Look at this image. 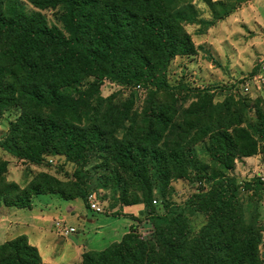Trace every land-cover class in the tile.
<instances>
[{
  "label": "trees",
  "instance_id": "16d2710c",
  "mask_svg": "<svg viewBox=\"0 0 264 264\" xmlns=\"http://www.w3.org/2000/svg\"><path fill=\"white\" fill-rule=\"evenodd\" d=\"M25 1L32 11L0 0V124L15 111L5 141L17 157H56L73 171H39L21 185L0 156V207L105 190L115 206L143 204L153 229L145 237L133 225L105 249L85 250L81 264H264L262 182L232 172L243 158L264 161V94L228 89L217 99L216 87L172 72L177 58L198 53L188 26L208 18L197 1L218 20L231 1ZM107 84L118 89L104 96ZM179 180L195 185L183 202ZM0 264L47 263L21 234L0 243Z\"/></svg>",
  "mask_w": 264,
  "mask_h": 264
},
{
  "label": "rangeland",
  "instance_id": "374dc122",
  "mask_svg": "<svg viewBox=\"0 0 264 264\" xmlns=\"http://www.w3.org/2000/svg\"><path fill=\"white\" fill-rule=\"evenodd\" d=\"M22 1L28 10L34 9L28 2ZM230 1L233 5L231 13L220 20L214 19L207 6L197 1L203 16L208 18L207 21L202 22V25L188 26L194 42L199 47L198 53L189 58H177L172 67V72H176L173 78H184L195 87H216L217 99H222L224 95L220 94H226L228 89L243 95V84L246 79L251 78V75L256 74L257 65L261 64L264 57V35L262 34L264 29L262 30L261 25L257 23L259 17L264 18V0ZM44 13L52 21L54 20L52 10L44 11ZM203 25H207L206 31ZM90 80L92 79H85L82 85L86 86ZM251 87L252 91L246 96L256 98L262 92V87H257L255 82L251 83ZM221 88L224 90L221 91ZM117 89V86L107 84L103 87L102 93L108 96ZM142 95H140L141 99ZM15 115V111L7 113L0 124V156L9 161L8 178L25 185L39 171H48L60 178L70 175L73 167L63 165L59 158L53 157V163L35 165L17 157L5 141L9 120L14 119ZM232 172L240 182L259 179L264 188L262 159L253 163L238 161ZM174 187L175 200L183 202L194 190L195 185L189 181L179 180L174 182ZM96 193L102 211L91 209L88 199L86 201L79 197L66 200L52 193L35 196L32 209L1 206L0 218L8 215L9 220L0 226V243L5 241L4 237L9 240L18 235L27 234L31 238V243L39 248L45 262L70 264L71 261L67 260H70L74 254L72 244H81L83 240L96 235L97 230L108 231L112 226H116L123 231V228L127 226L126 218L113 216L118 213L113 211L115 205L110 193L105 190H97ZM260 212L264 221V192L260 193ZM60 219L64 221L67 228L73 226L76 229L64 238L60 237L63 238V245L56 242L59 238L56 221ZM145 219L146 216L141 214L138 222L140 233L146 237L150 235L153 227Z\"/></svg>",
  "mask_w": 264,
  "mask_h": 264
},
{
  "label": "crops",
  "instance_id": "0c3cea01",
  "mask_svg": "<svg viewBox=\"0 0 264 264\" xmlns=\"http://www.w3.org/2000/svg\"><path fill=\"white\" fill-rule=\"evenodd\" d=\"M257 23L261 25V27H262L261 29L263 30L264 29V18L263 17L262 18L259 17V19L257 20ZM262 34L264 35V30L262 31ZM262 64H264V57L261 60V64L260 65L259 64L257 65V69L258 70L255 69L256 70V72H255L256 74L251 75V78L249 77L248 79H246V81L249 80L251 83L252 82H255L256 85H257V87H260V86L262 87V88L260 87L262 92H260L259 94H264V83L261 82L258 79V76L260 74V66ZM251 91H252V89H251ZM253 94H255V93H253ZM259 159H262V155L261 154H258V155L252 156V157L243 158L242 160H240V162L241 163H244V161H245V162H248V163H253V162H255L256 160H259ZM136 205L137 206H135V205H128V206H122V207L119 206V205L115 206L113 208V211H115L118 214H116V215L113 214V216H116L118 218L124 217V218L127 219V226H125L123 228V231H120V229L118 227H116V226H112L108 231H105V229H103V230H97L96 231V233H97L96 235L90 237L89 239H87L85 241L83 240V242L81 244H79V245L72 244L74 254H73L72 258L70 260H67V261H71L70 264H81V262H82V254L84 253L85 250H88V249H93V250H102V249H105L112 242L119 241L122 238V236L126 232L129 231V229L131 228V226L136 225L139 228V222H138L139 221V216L141 214L144 215L145 208H144V205L143 204H136ZM33 207H34V198H33ZM107 215H110V214H107ZM7 220H9L8 219V215H3L0 218V226H3V223L5 221H7ZM145 220H148V219H145ZM149 223H150V221H149ZM58 234H59V238L57 239L56 242H59L60 245H63L64 235H61L59 233V231H58ZM27 236H28L29 241L31 243L30 236L29 235H27ZM60 237H63V238H60ZM4 238H5L4 239L5 241L8 240V239H6V237H4ZM53 251H55V250H53ZM43 261H44V259H43ZM45 263H47V264H54V263H51V262H45ZM61 264H66V263L62 262Z\"/></svg>",
  "mask_w": 264,
  "mask_h": 264
},
{
  "label": "built area",
  "instance_id": "2783aa9c",
  "mask_svg": "<svg viewBox=\"0 0 264 264\" xmlns=\"http://www.w3.org/2000/svg\"><path fill=\"white\" fill-rule=\"evenodd\" d=\"M258 79L264 83V64H262L260 66V74L258 76ZM137 88L140 90V95H142V93H144L142 95V97L145 96V89H143L140 85L137 86ZM251 82L249 80H247L244 84H243V93L246 95L248 93L251 92ZM243 94V95H244ZM49 162L53 163L54 162V159L53 157H51L49 159ZM88 202L90 204V208L93 209V210H98V211H102V208H101V205L98 201V198H97V193L96 192H91L89 193L88 195ZM156 202V200L154 201ZM56 225L58 226V229H59V233L61 235H68V234H71L73 232L76 231V229L72 226H70L69 228H67L65 225H64V221L62 219L56 221Z\"/></svg>",
  "mask_w": 264,
  "mask_h": 264
}]
</instances>
